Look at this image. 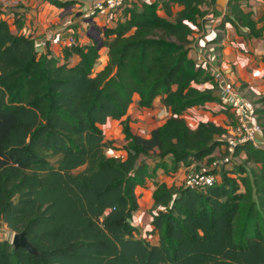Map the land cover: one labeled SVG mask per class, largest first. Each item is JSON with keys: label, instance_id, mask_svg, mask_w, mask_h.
<instances>
[{"label": "trees", "instance_id": "obj_1", "mask_svg": "<svg viewBox=\"0 0 264 264\" xmlns=\"http://www.w3.org/2000/svg\"><path fill=\"white\" fill-rule=\"evenodd\" d=\"M240 2L229 0L230 13L264 42V26ZM140 3L101 32L103 65L100 41L63 47L58 58L0 21V225L26 233L36 249L32 255L0 238V264H264L263 149L239 146L233 157L245 153L257 173L245 165L216 167L208 171L219 178L212 187L154 182V170L173 172L226 149L217 140L226 131L212 123L193 129L182 117L219 100L214 78L189 58L193 27H201L208 2ZM135 96L141 109L160 98L171 112L149 138L131 129ZM110 119L121 122L125 157L106 155L114 149L102 129ZM153 155L150 170L140 159ZM148 179L157 245L132 222L140 208L136 189Z\"/></svg>", "mask_w": 264, "mask_h": 264}, {"label": "crops", "instance_id": "obj_2", "mask_svg": "<svg viewBox=\"0 0 264 264\" xmlns=\"http://www.w3.org/2000/svg\"><path fill=\"white\" fill-rule=\"evenodd\" d=\"M206 1L208 5H205L203 10L207 14L200 20L201 27H193L194 32L191 37L189 58L196 62L197 66H202L203 70L214 78L217 85L214 95L219 100L209 102L203 107L189 109L182 117L193 129H196L201 123H212L223 128L226 134L217 138V140L221 139L225 142L227 137L234 131L235 123L230 112H224L220 105L223 86L232 85L244 99L255 105L256 110H264V104L259 103L260 100L264 99V42L252 37L248 28L237 24L230 13L229 0ZM66 2L68 0H19V9L11 18L4 16L5 10L0 3V21L5 20L15 34L30 36L34 39L39 53L51 52L58 58L61 57V50L63 49L62 41L69 34H73L80 45L92 44L95 41L97 42L95 37L97 32L101 33L107 28L116 26V21L113 22V19L105 17L93 18L94 21L93 19L85 20L80 15V5L76 2L65 5ZM140 2H143V0H134L136 4H141ZM240 3L242 9L245 12H250L253 19L259 22L258 28H262L264 22L260 21L264 18L257 20L255 15L264 14V0H241ZM85 5L89 7V4ZM180 9L176 7L175 11ZM160 15L165 16L163 12H160ZM101 38L103 39L102 33ZM106 54L107 50L103 48L101 65L107 61ZM198 58H202L200 63H197ZM78 61L79 57L77 56L71 59L72 64H77ZM207 87H211V84H207ZM138 103L139 97L135 96L128 112V117L131 119L130 126L135 134L149 138L153 130L166 123L171 117V112L162 105L160 98L156 99L152 109H141ZM250 122L264 126V115L258 114L250 118ZM134 124L138 129L134 128ZM102 129L106 141L114 144V149L107 151L106 155L109 157H125V138L124 145L120 148L114 143L117 138L114 131L117 129L120 135L124 137L121 122L110 119ZM257 140L259 149L264 150V130ZM110 152L113 156H110ZM244 155L245 153H241L239 156ZM243 159L246 160V155ZM157 160L158 157L153 155L148 159L142 157L140 162H147L150 170H153L156 169ZM231 160L232 158L227 155L224 145L202 163L181 164L173 172L164 169L154 170V182L159 185L165 184L168 188H184L188 173L200 170L201 167L203 169L200 172L211 171L216 168L214 163L220 161H225L222 166L232 167L236 165L232 164ZM220 166H217V168ZM154 182L153 179H148L143 187L140 186L136 189L140 208L133 216V219H137V222L134 220L132 222L140 232L141 238H147L152 245H157L158 235L151 234L153 230L151 225L152 213L155 212Z\"/></svg>", "mask_w": 264, "mask_h": 264}, {"label": "built area", "instance_id": "obj_3", "mask_svg": "<svg viewBox=\"0 0 264 264\" xmlns=\"http://www.w3.org/2000/svg\"><path fill=\"white\" fill-rule=\"evenodd\" d=\"M76 2L80 5V15L85 20H90L97 17H105L114 19L118 14L128 7H131L132 0H68ZM148 2V0H143ZM4 11V16L11 18L18 11L19 0H1ZM85 4H89L86 7ZM7 13V14H6ZM7 20V19H6ZM100 41L101 33L97 32ZM63 47L80 46L79 41L73 34H69L63 41ZM202 58L197 59L200 63ZM220 105L224 110L230 112L233 116L235 127L234 131L225 140L226 152L229 157L235 155L236 149L245 144H251L255 148H259L258 136L263 133L264 128L260 124H252L250 118L256 116L255 105L244 99L240 92L232 85L223 86L220 95ZM219 178L215 174L208 171L205 172H190L185 178V187L191 189H205L217 184Z\"/></svg>", "mask_w": 264, "mask_h": 264}, {"label": "rangeland", "instance_id": "obj_4", "mask_svg": "<svg viewBox=\"0 0 264 264\" xmlns=\"http://www.w3.org/2000/svg\"><path fill=\"white\" fill-rule=\"evenodd\" d=\"M134 1V0H132ZM134 3V2H132ZM177 11V10H176ZM120 14H118L114 19H113V22H115L117 20V18L119 17ZM263 16V17H261ZM255 18L257 20H260L261 18H264V14L260 15V14H256L255 15ZM94 21V19H93ZM95 37L97 39H99V36L96 34ZM102 38H100V49H101V53H103V40H101ZM133 123V122H132ZM134 128L135 129H138L136 127V124H134ZM118 130V129H117ZM114 131L115 134H117V138L114 140V143L119 146L122 147L124 145V137L122 135H120V132L119 131ZM243 155V154H242ZM110 156H113V154L110 152ZM245 156V155H244ZM244 156H237V157H232V164H237V165H245L247 166L248 170H250L251 173H257V169H256V166L252 165V164H247L246 163V160L243 159ZM114 157V156H113ZM218 157V156H217ZM227 161V160H226ZM223 163H225V161H220V162H215L214 163V166H222ZM203 169L202 167L200 168V170ZM200 170H197L195 172H200ZM194 172V171H193ZM252 175V180H254V175L256 174H251ZM135 222H137V219H133ZM15 233H13L6 225H0V238H2L3 240H7L9 242H12L13 240V237H14Z\"/></svg>", "mask_w": 264, "mask_h": 264}, {"label": "water", "instance_id": "obj_5", "mask_svg": "<svg viewBox=\"0 0 264 264\" xmlns=\"http://www.w3.org/2000/svg\"><path fill=\"white\" fill-rule=\"evenodd\" d=\"M11 243L16 249L22 248L28 251L30 254L36 255V249L28 241L26 233L24 232L15 234Z\"/></svg>", "mask_w": 264, "mask_h": 264}]
</instances>
